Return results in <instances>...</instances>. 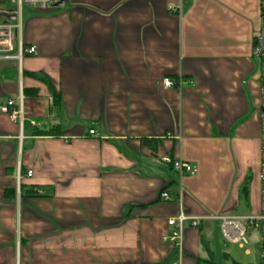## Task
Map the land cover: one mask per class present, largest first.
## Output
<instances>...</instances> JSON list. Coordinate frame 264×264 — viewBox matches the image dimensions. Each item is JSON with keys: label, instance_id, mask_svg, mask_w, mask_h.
I'll return each mask as SVG.
<instances>
[{"label": "crops", "instance_id": "1", "mask_svg": "<svg viewBox=\"0 0 264 264\" xmlns=\"http://www.w3.org/2000/svg\"><path fill=\"white\" fill-rule=\"evenodd\" d=\"M181 1L23 8L36 53L0 62V105L23 107L0 111V264H212L213 220L241 197L258 212L259 0ZM180 209L207 218L179 256L162 235Z\"/></svg>", "mask_w": 264, "mask_h": 264}, {"label": "built area", "instance_id": "2", "mask_svg": "<svg viewBox=\"0 0 264 264\" xmlns=\"http://www.w3.org/2000/svg\"><path fill=\"white\" fill-rule=\"evenodd\" d=\"M12 6L4 5V0H0V62L13 61L20 66L22 59L27 55L36 53L34 45H25L22 39V13L24 6H29L37 10H47L56 6L61 0H9ZM67 2L69 0H66ZM166 8L168 11L180 14L182 11L181 0H167ZM259 12L262 18V24L253 36L252 55L258 61V82H259V131H260V162H259V208L255 214L233 215L221 214L217 216L221 235L225 242L238 243L244 245L247 243L246 231L247 224L258 228L259 231V264H264V0H259ZM7 15H13V18H7ZM163 84L170 86L173 84L169 78L164 79ZM181 80L179 79V86ZM13 99H8L0 105V111L7 113L11 120H23L22 97H19L18 104L15 106ZM89 135L94 133L89 129ZM159 160L162 163L170 165L172 169L181 177L183 174H193L196 166L184 161L181 157H170L160 155ZM26 176H31V170L26 171ZM160 199L170 200L172 197L166 191L160 192ZM207 216L186 215L181 209L176 216L169 217L166 221L167 229L163 233L164 241L174 249H178V255H181V241L183 235V225L186 221L193 227H198ZM178 256V257H179ZM172 264H180L179 258Z\"/></svg>", "mask_w": 264, "mask_h": 264}, {"label": "rangeland", "instance_id": "3", "mask_svg": "<svg viewBox=\"0 0 264 264\" xmlns=\"http://www.w3.org/2000/svg\"><path fill=\"white\" fill-rule=\"evenodd\" d=\"M3 4L8 7L12 6V3L9 0H4ZM25 8L26 6H24V10ZM260 20L262 21V18L259 14V21ZM232 214L245 215L255 213H253L250 205L244 204L241 197L240 204L237 208L232 210ZM211 224L210 235L205 238L202 248L206 251L207 257L211 260L212 264H259L257 258V251L259 248L258 228L247 224V243L241 248L237 243H228L224 241L218 220H213ZM246 249L249 250L248 254L245 253Z\"/></svg>", "mask_w": 264, "mask_h": 264}, {"label": "water", "instance_id": "4", "mask_svg": "<svg viewBox=\"0 0 264 264\" xmlns=\"http://www.w3.org/2000/svg\"><path fill=\"white\" fill-rule=\"evenodd\" d=\"M66 3H67L66 0H61V1L58 2L56 5H57V6H63V5H65ZM0 16H2V15L0 14ZM6 17L12 19V18H13V15H7ZM1 63H6V64L11 63V64H15L13 61H5V62H1Z\"/></svg>", "mask_w": 264, "mask_h": 264}]
</instances>
